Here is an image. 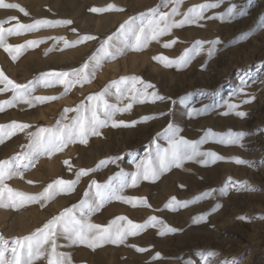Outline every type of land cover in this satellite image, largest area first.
I'll return each mask as SVG.
<instances>
[{
	"label": "rangeland",
	"instance_id": "rangeland-1",
	"mask_svg": "<svg viewBox=\"0 0 264 264\" xmlns=\"http://www.w3.org/2000/svg\"><path fill=\"white\" fill-rule=\"evenodd\" d=\"M71 2L5 0V3L19 4L28 12L25 16L19 9L0 8V21H9L10 17L17 18L5 23V28L15 26L17 22L30 24L35 20L72 21L70 25L42 27L38 31L7 36L6 43L12 45L24 44L28 40L44 42L35 47H27L15 61L8 52L0 48V69L5 75L16 83L28 84L30 81H38L43 73L79 69L96 53L102 41L118 34L120 25L130 17L148 13L149 9L170 11L173 6L172 0ZM205 2L214 0H184L180 11L183 13L189 7ZM109 4H114L124 11H90L91 8H105ZM230 4H236L244 14L233 19H205L199 22L202 26L186 25L173 29L171 35L161 37L159 43L153 41L142 51H135L121 40L114 39L112 43L119 47L121 52L115 58H104L90 83L82 87L77 85L66 95L63 94L62 85L44 87L39 84L34 95L60 98L38 103L33 107L19 103L0 112V125H7L12 121L32 125L24 132H17L6 138L4 143H0V160H10L21 153H28L31 160L28 167L22 168L23 178L16 175L6 180L10 187L35 194L42 192L48 184L58 178L75 179L74 174L80 168L96 169L81 178L74 192L59 194L43 205L31 203L20 208L0 207L7 212L6 217L0 219V236L7 239L9 245L15 238L30 235L37 228L43 227L64 208L78 204L84 199L85 191H89L90 203H98L95 189H89L91 181L96 180L102 185L111 181L113 186H118L121 180L118 173L123 172L130 177V174L137 171L138 163L155 157L157 145L161 148L168 147L164 130L171 124L180 130L181 136L189 140H199L208 129L220 134L231 131L245 135L234 145H225L214 140L202 145V150L215 151L226 158L224 161L208 165L194 161L185 162L183 167H173L154 181L141 179L136 187L124 188L123 195L147 198L151 207H132L113 199L105 202L90 219L93 223L106 225L117 216H126L136 223H143L148 217L156 216L179 231L159 235L161 227L158 225L137 236H130L123 244L106 243L94 250L83 244H73L60 236L57 238V251L70 258L71 264H210V259L222 260L227 259V256L236 260L220 262L221 264H243L248 259L249 264H264V0H223L219 8L208 10L205 16L224 13ZM68 7L72 11L79 9V16H72L67 11ZM84 13L92 15V20H84ZM109 13L113 19L102 25V17L110 15ZM72 29L76 31L73 32ZM85 35L94 36L96 39L67 48L64 47V41L54 39L62 36L73 42ZM174 37L179 38L178 43L170 48L162 46ZM217 38L220 43L212 57L207 54L210 45L205 44V51L181 69L166 68L153 60L154 56L160 54L176 58L197 40L212 41ZM144 54L147 56L146 60L142 59ZM132 76L141 77L144 82L151 83L154 88L148 91H156L167 99L134 103L130 112L117 113L114 119L127 123L139 121L144 116H152L154 119L129 127H112L109 123L107 127L100 129L101 136H90L87 145L79 142L70 144L62 152L51 156L38 154L28 147L27 132H35L40 127H55L65 108L74 109L81 101L88 103L86 98L89 95L100 92L121 77ZM241 88L244 89L243 92H240ZM112 92H115L114 88ZM11 95L10 91L0 93V100H7ZM106 99L110 104L120 103L115 94L107 96ZM245 100L251 102L244 103ZM123 103L128 101L124 100ZM229 103L239 105L237 110L245 112L246 116L238 117L234 112L223 115L222 113L228 111ZM193 108L205 111L200 115L190 116L189 112ZM67 116L70 121L76 116V112H69ZM115 157L120 159L97 168L100 161H110ZM234 157L248 163L236 164L232 159ZM39 160L44 161L47 166L55 162L57 170L39 178L28 176ZM65 160L70 161L72 171L68 170L69 166L65 165ZM197 169H202L203 172ZM183 179H186V182ZM17 180L24 185L17 183ZM210 190H214L210 197L190 203L188 207L210 201L215 196L219 197V205L216 204L206 213H192L187 223H184L182 211L189 209L188 207L177 211L164 207L172 197H176L178 201H193ZM221 204H225L230 218L226 223L223 222L220 229L210 234L188 230L194 217L215 213L222 208ZM18 214L26 215L29 229L9 233V225ZM241 216L246 219H238ZM204 221L195 223L203 225ZM130 245L148 250L138 252ZM156 253H160L159 258H154ZM36 264H47V260L42 258L36 261Z\"/></svg>",
	"mask_w": 264,
	"mask_h": 264
},
{
	"label": "snow or ice",
	"instance_id": "snow-or-ice-1",
	"mask_svg": "<svg viewBox=\"0 0 264 264\" xmlns=\"http://www.w3.org/2000/svg\"><path fill=\"white\" fill-rule=\"evenodd\" d=\"M184 0H172L173 6L170 11H159L157 9H149L148 13H141L138 17H130L120 25L118 34L110 36L100 43L89 59L79 69L72 71H52L43 73L38 81H30L28 84H20L11 80L2 69H0V93L11 92L12 95L7 100H0V112L6 108L15 107L19 103L27 104L33 107L36 104L45 103L47 101L57 100V96H36V87L42 84L44 87H53L62 85L64 95L69 93L74 87H81L90 83L95 75V70L101 66L104 58H115L121 52L119 47H116L112 41L114 39L121 40L127 46H130L135 51H142L147 48L153 41L160 42V38L171 35L173 29L183 28L186 25H200V21L205 19H233L244 13L238 9L236 4H230L224 13L205 16V13L210 9L219 8L223 0H214V2H205L193 5L186 11L181 13L180 7ZM0 8L19 9L25 16L28 12L15 3H5V0H0ZM91 12L100 13L108 11L121 12L124 9L117 7L114 4H109L105 8H91ZM180 16V19H176ZM16 17H10V20H16ZM9 21H0V48H3L9 53L12 60L15 61L22 55L27 47H35L43 40H28L24 44L12 45L6 43V37L12 35H21L33 31H38L42 27H54L59 25H70L71 20L64 21H49L35 20L30 24L17 22L15 26L5 28L3 25ZM73 32L76 29H72ZM247 35V34H244ZM56 41H64V47H75L78 44L87 41L95 40L96 37L85 35L79 37L76 41L69 42L64 37L54 38ZM179 42L178 37L162 44L165 48H170ZM220 43L219 38L212 41H195L191 47L185 48L180 56L170 58L162 54L154 56L153 60L161 63L164 67H176L181 69L186 67L191 61L201 52L205 51V44L210 45L207 49V54L212 57L216 51V46ZM51 50V49H50ZM140 85V87H138ZM115 92H112V89ZM154 85L144 82L141 77H121L119 80L112 81L100 92L89 95L86 99L88 103L81 101L76 108H65L61 119L56 122L55 127H40L35 132H27L29 138L28 147L35 150L38 154L43 153L51 156L57 152H62L70 144L79 142L87 145L90 136H101V128L107 127L111 123L112 127H129L135 126L140 122H147L154 119L152 116L141 117L139 121H131L127 123L123 120L117 121L114 117L117 113L123 114L130 112L134 103H144L146 100L155 102L167 99L159 95L156 91L149 92ZM244 89L241 88L240 92ZM115 94L120 101L118 104H110L106 99L107 96ZM254 99V97H252ZM128 103L124 104L123 101ZM251 100H245L244 103H250ZM123 104V106H121ZM228 111L222 113L228 115L232 112L238 117L246 116L243 111H238L239 105H228ZM76 112V116L70 121L67 116L69 112ZM205 109L193 108L189 115H200ZM163 115V114H161ZM68 121V122H65ZM32 125L17 121H12L7 125H0V143H4L6 138H10L17 132H24L31 128ZM178 129L171 124L164 130V135L167 137L168 147L161 148L157 145L154 158H146L136 165L137 171L130 174L123 172L117 175L121 177L118 186H113L111 181L105 184H99L96 180H92L89 189H95V196L98 198V203L95 201L89 202V191H85L84 199H81L78 204L64 208L57 215L49 219L41 228H37L33 233L23 237H17L9 245V242L4 237L0 236V264H36V261L43 259L47 260V264H71L70 258L63 253L57 251V238L60 236L70 240L73 244H83L91 249L102 246L106 243L123 244L130 236H137L150 227H161L159 235L175 233L179 229L173 228L161 218L156 216L148 217L143 223H136L126 216H117L106 225L93 223L90 219L91 215L99 211L105 202L113 199L130 204L132 207L144 206L151 207L148 204L147 198L130 197L123 195V190L126 187H136L141 179L155 180L162 173L169 171L171 168H181L185 162L194 161L201 165H208L224 161L226 158L215 151L202 150V145L210 140L215 142L234 145L240 142L244 133H234L229 131L226 134H220L208 129L199 140H189L179 134ZM120 157L111 158L110 161H100L97 168L105 166L109 162H115ZM236 164H247L239 157L232 158ZM68 165V170L72 171V166L69 160L64 161ZM31 164L28 153H21L10 160H0V207L20 208L26 204L41 203L42 205L53 200L59 194H69L75 191L76 185L82 177L88 176L91 172L96 171L93 168H80L75 172V179L65 180L58 178L48 184L42 192L28 193L19 191L10 187L6 180H10L13 176L20 175L23 178L22 168H26ZM34 166V164L32 165ZM28 183H33L28 181ZM254 190V189H249ZM212 191L202 193L193 201H178L176 197L170 198L165 204V209L177 211L178 209L188 207L190 203L198 202L199 200L208 198L212 195ZM215 210V209H213ZM210 214V213H209ZM206 219L205 214L194 217V222H201ZM244 220L246 217H238ZM136 248L138 252H144L148 249L140 248L136 245H130ZM160 253H156L154 258H159Z\"/></svg>",
	"mask_w": 264,
	"mask_h": 264
},
{
	"label": "bare ground",
	"instance_id": "bare-ground-1",
	"mask_svg": "<svg viewBox=\"0 0 264 264\" xmlns=\"http://www.w3.org/2000/svg\"><path fill=\"white\" fill-rule=\"evenodd\" d=\"M37 2H41L42 0H36ZM67 2H69L70 4L72 3V0H66ZM105 0H89L90 3H103ZM57 2V1H56ZM57 7V6H56ZM55 7V8H56ZM57 9V8H56ZM69 9V7H68ZM72 16L77 17L79 16V9L76 11H72V9L70 8L69 10H67ZM83 13V12H82ZM89 13V12H88ZM88 13H84L85 14V19L84 20H92L93 16L88 14ZM42 14V13H41ZM110 14V13H109ZM44 15V14H42ZM104 18V19H103ZM100 19V18H99ZM113 19V16L110 14L108 16H104L102 17V21L101 24L102 25H106L108 24V22H110ZM104 27V26H103ZM68 53V52H65ZM143 60L147 59L146 54H144V56L142 57ZM134 60V59H133ZM219 120V119H218ZM82 151V150H81ZM56 163L55 162H51L50 165H46V163L44 161H38L37 165L35 166V168L33 169V171L28 175V176H32V177H36L39 178L40 176H42L43 174L47 175L49 173H54L56 171ZM197 171H201L203 172L202 169H197ZM229 171V170H228ZM227 171V172H228ZM186 182V179H183ZM19 184L24 185L23 182L17 180L16 181ZM238 194V193H237ZM238 198V197H237ZM235 200V199H234ZM237 200V199H236ZM235 200V201H236ZM219 201V197H214L212 200L210 201H205L202 203H198L196 206L191 207L189 209H184L182 211V214L184 215V223L188 222V218L190 215H192V213H206L209 210H211L216 204H218ZM58 205V204H57ZM219 205V204H218ZM222 206V204L220 205ZM33 212V211H31ZM7 212L3 209H0V219H3L4 217H6ZM229 216L227 215V211H226V207L225 204L222 206V208L220 207V210L215 212V213H211L208 216H206V219L203 223V225H196V223L193 221L192 223H190L189 225V229L188 230H193V231H203L205 233H209L210 232H214L218 229L221 228L223 222L226 223V221L229 220ZM231 220V219H230ZM230 222V221H229ZM29 229V225L27 223V218L25 214H18L13 218V221L10 223L9 225V233H13L17 230H19L20 232L23 231H27ZM7 230V231H8ZM192 231V232H193ZM191 232V231H190ZM228 243V242H227ZM230 255V254H229ZM204 260V259H203ZM236 258H228L227 259H220V258H214V259H210V264H221L220 262H224V263H228L229 261L233 262L235 261ZM249 260V259H248ZM245 260L243 262V264H249V261Z\"/></svg>",
	"mask_w": 264,
	"mask_h": 264
}]
</instances>
